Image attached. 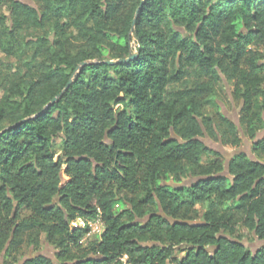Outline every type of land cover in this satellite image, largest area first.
<instances>
[{"label": "trees", "instance_id": "obj_1", "mask_svg": "<svg viewBox=\"0 0 264 264\" xmlns=\"http://www.w3.org/2000/svg\"><path fill=\"white\" fill-rule=\"evenodd\" d=\"M32 1L0 0L22 64L0 73V264H264L240 243L264 240V0ZM223 81L259 161L234 155L229 177L199 140L242 145L220 104L201 116ZM45 244L56 261L24 256Z\"/></svg>", "mask_w": 264, "mask_h": 264}, {"label": "rangeland", "instance_id": "obj_2", "mask_svg": "<svg viewBox=\"0 0 264 264\" xmlns=\"http://www.w3.org/2000/svg\"><path fill=\"white\" fill-rule=\"evenodd\" d=\"M23 1L32 2V0H23ZM2 9L4 10V8H2ZM26 34L28 37H32V36L36 35L37 33L32 31V32H27ZM263 51H264V49H263ZM21 65H22L21 62L18 61L17 58H14L12 56L9 57V56L5 55L4 53L0 52V73L1 74H3V75L11 74L16 70L17 67L19 68ZM232 87H233L232 83H227L226 81L219 82L216 85V90H217L216 97L215 98H209V99L205 100L204 105L201 109V116L202 117H211V116L215 115L218 111L217 107L215 106V103H218L222 107L221 110L227 116H229L233 120H237L238 119V112L237 111L240 107V103L237 101H234L232 99V96H231ZM202 139L207 143V145H209V144L211 145L212 144L211 142H214L211 139H209L207 136H204ZM209 140L211 142H209ZM250 142L251 141L245 137V140L242 141V145L239 148L246 150L248 148V145H250ZM222 149L226 152H229V151H233L235 148H232L229 146H223ZM189 180H190V178H188L187 180H184V182H187ZM117 207H118V205H116V208ZM124 208H125V206H124ZM198 209L200 210V216L198 217V220H200L202 212H203V208H202V206H199ZM91 240H92L91 238H84L82 240V242L84 245H87L88 242H90ZM246 240L248 242L252 241L250 238L246 239ZM252 242H254V241H252ZM250 248L253 249L255 247H250ZM30 249L31 248L25 249L24 256H28V255L33 253V250L31 249V251H30ZM39 252H41L42 254H44V255H46L52 259L54 257L55 250L52 246L45 244L40 249Z\"/></svg>", "mask_w": 264, "mask_h": 264}, {"label": "water", "instance_id": "obj_3", "mask_svg": "<svg viewBox=\"0 0 264 264\" xmlns=\"http://www.w3.org/2000/svg\"><path fill=\"white\" fill-rule=\"evenodd\" d=\"M20 1H23V0H20ZM24 3H27V4H31V5H34L33 4V1L32 2H26V1H23ZM134 58V54H131L128 58L126 59H121V60H118V61H129L131 59ZM108 63H114V61H108ZM86 62H82L81 63V66L82 65H85ZM71 81L68 82V84L66 85V87L63 89V91L55 98H53L51 100V102H55L57 100V98L67 89V86L70 84ZM242 105V102L240 104V107ZM221 106V105H220ZM240 107L238 109V113H239V110H240ZM222 108V107H221ZM223 112V111H222ZM224 113V112H223ZM225 114V113H224ZM226 115V114H225ZM227 116V115H226ZM229 119H231L229 116H227ZM238 127V130L240 131V134H241V138H242V141L245 140V136H244V133L239 125V121L238 119L237 120H233L231 119ZM172 136L177 139L178 137L172 132ZM264 136V130L258 132L255 136V139L253 140L254 142L258 139H261L262 137ZM200 141H202L208 148H210L211 150H214V151H217L219 153L222 154V156L225 158V165H224V170L223 172H221L220 174L218 175H225V176H228V161L236 154H240V153H244L246 154L250 159H252L253 161L255 162H259L256 157L253 155L252 151H251V142H250V145H248V148L245 150V149H242V148H238V149H234L233 151H229V152H226L222 149L223 145L220 143V142H211L209 140V142H211L212 144L210 145H207V143L202 139V138H199ZM192 179H190L189 181L187 182H184V179L182 181V183H174V182H166L165 185L167 186H170V187H178V186H181L182 184H187L191 181ZM156 215H160L162 217H164L170 224H176V223H179V224H186V225H199V224H202V222H199V221H190V220H180V219H173L169 216H166L163 212L159 211L158 213H156ZM240 243L242 245H245V246H249V247H255L252 249V251L256 250L257 247L259 246H264V240H259L256 236H254V242H248L246 240H243V241H240ZM158 243H155V242H150V243H143L142 245H145V246H152V245H157ZM213 248L212 247H209L208 248V251H212ZM31 251V249H30ZM38 254H42L41 252L39 253H35V254H30L29 256L32 257V256H35V255H38ZM91 258H95V256L91 255L90 257H88L87 259H91ZM26 258H23L21 262H23ZM53 261H56L55 257L52 258ZM167 264H169L167 262Z\"/></svg>", "mask_w": 264, "mask_h": 264}, {"label": "built area", "instance_id": "obj_4", "mask_svg": "<svg viewBox=\"0 0 264 264\" xmlns=\"http://www.w3.org/2000/svg\"><path fill=\"white\" fill-rule=\"evenodd\" d=\"M79 222H75L74 224L77 225ZM89 229L86 232L84 238H91L94 235L101 236L103 230H104V224L101 220L100 216L97 217L94 221L88 222ZM83 238V239H84ZM115 264H132L126 254L121 255L116 259Z\"/></svg>", "mask_w": 264, "mask_h": 264}, {"label": "crops", "instance_id": "obj_5", "mask_svg": "<svg viewBox=\"0 0 264 264\" xmlns=\"http://www.w3.org/2000/svg\"><path fill=\"white\" fill-rule=\"evenodd\" d=\"M46 256V255H45Z\"/></svg>", "mask_w": 264, "mask_h": 264}]
</instances>
